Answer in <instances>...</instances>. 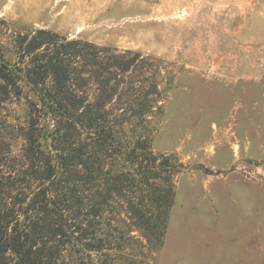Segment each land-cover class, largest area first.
Segmentation results:
<instances>
[{
	"label": "trees",
	"instance_id": "obj_1",
	"mask_svg": "<svg viewBox=\"0 0 264 264\" xmlns=\"http://www.w3.org/2000/svg\"><path fill=\"white\" fill-rule=\"evenodd\" d=\"M157 65L46 29L0 41V264H135L133 244L162 246L182 166L152 149Z\"/></svg>",
	"mask_w": 264,
	"mask_h": 264
},
{
	"label": "rangeland",
	"instance_id": "obj_2",
	"mask_svg": "<svg viewBox=\"0 0 264 264\" xmlns=\"http://www.w3.org/2000/svg\"><path fill=\"white\" fill-rule=\"evenodd\" d=\"M0 21L5 45L38 28L158 60L152 149L182 169L163 244H133L135 264H264V0H0Z\"/></svg>",
	"mask_w": 264,
	"mask_h": 264
}]
</instances>
